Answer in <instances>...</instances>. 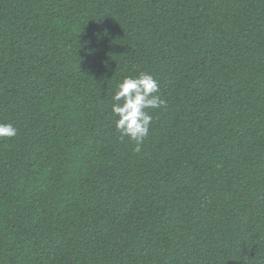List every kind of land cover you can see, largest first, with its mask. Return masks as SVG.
Listing matches in <instances>:
<instances>
[{"label":"trees","instance_id":"16d2710c","mask_svg":"<svg viewBox=\"0 0 264 264\" xmlns=\"http://www.w3.org/2000/svg\"><path fill=\"white\" fill-rule=\"evenodd\" d=\"M0 123V264H264V0H0Z\"/></svg>","mask_w":264,"mask_h":264},{"label":"clouds","instance_id":"9594fccd","mask_svg":"<svg viewBox=\"0 0 264 264\" xmlns=\"http://www.w3.org/2000/svg\"><path fill=\"white\" fill-rule=\"evenodd\" d=\"M159 91L158 80L150 73L140 72L136 76H124L111 96L110 110L115 117V128L122 139L127 137L135 142L137 153L149 133L152 122L149 110L166 106ZM16 135L17 129L11 123H0V138Z\"/></svg>","mask_w":264,"mask_h":264}]
</instances>
